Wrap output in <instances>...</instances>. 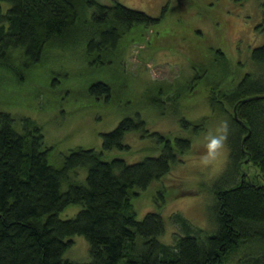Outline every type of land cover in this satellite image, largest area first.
<instances>
[{"label": "trees", "instance_id": "obj_1", "mask_svg": "<svg viewBox=\"0 0 264 264\" xmlns=\"http://www.w3.org/2000/svg\"><path fill=\"white\" fill-rule=\"evenodd\" d=\"M1 1L7 2L4 10ZM259 5L264 27V0ZM159 17L119 0H0V66L35 63L47 45L73 42L81 44L84 55L110 61L125 29L150 27ZM249 57L257 69L233 75L226 86L229 59L222 50L212 54L220 69L217 79L208 82L202 69L209 115L224 113L231 126L218 176L230 182L214 184L213 229L194 228L176 213L184 232H173L171 242L158 238L159 212L147 209L137 218L132 197L167 171L169 161L189 146L187 136L148 130L137 113L123 115L101 132L99 147L74 145L54 164L40 125L23 116L16 129L11 113L0 109V264H264V40L251 47ZM88 88L110 93L103 80ZM207 116L198 120L200 127ZM131 128L161 140L160 150L133 161L110 155L109 149L128 146L122 134ZM78 166L85 167L81 180ZM161 190L158 204L164 200ZM69 203L79 207L59 216ZM72 233L87 240V260L62 257Z\"/></svg>", "mask_w": 264, "mask_h": 264}, {"label": "rangeland", "instance_id": "obj_2", "mask_svg": "<svg viewBox=\"0 0 264 264\" xmlns=\"http://www.w3.org/2000/svg\"><path fill=\"white\" fill-rule=\"evenodd\" d=\"M119 1L160 17L150 27L132 24L125 29L124 42L110 61L84 55L81 44L73 42L47 45L35 63L16 60L10 68L1 65L0 109L11 113L16 129L23 116L40 125L44 141L51 144L48 159L54 164L74 145L99 147L101 132L111 129L123 115L137 113L148 130L187 136L189 146L169 161L167 171L132 197L135 216L140 218L147 209L158 211L163 223L158 238L166 242L172 241L173 232H184L176 213L194 228L210 231L214 184L230 181H225L227 176L218 178L227 153L212 167L198 163L205 150L204 136L226 119L224 113L209 115L202 69H206L207 81L218 78L220 69L212 59L216 48L229 59L224 86L233 75L257 69L249 51L264 40V27L258 22L260 0ZM6 6L1 1L2 10ZM95 80L107 82L110 93L89 91V83ZM207 114L200 127L198 120ZM181 117L191 123L183 124ZM122 141L128 146L111 148L108 153L126 161L156 154L161 148V140L139 128L126 129ZM240 164L245 166V162ZM77 170L81 180L85 167ZM65 185L62 181L61 187ZM159 189L164 200L158 204ZM78 207L69 203L58 214L70 216ZM69 239L62 257L87 260L85 237L72 233Z\"/></svg>", "mask_w": 264, "mask_h": 264}, {"label": "clouds", "instance_id": "obj_3", "mask_svg": "<svg viewBox=\"0 0 264 264\" xmlns=\"http://www.w3.org/2000/svg\"><path fill=\"white\" fill-rule=\"evenodd\" d=\"M231 134L230 122L227 119L218 121L214 129L204 136V152L199 157V165L212 167L225 158L228 150V140Z\"/></svg>", "mask_w": 264, "mask_h": 264}, {"label": "water", "instance_id": "obj_4", "mask_svg": "<svg viewBox=\"0 0 264 264\" xmlns=\"http://www.w3.org/2000/svg\"><path fill=\"white\" fill-rule=\"evenodd\" d=\"M233 114L235 115V112H233Z\"/></svg>", "mask_w": 264, "mask_h": 264}]
</instances>
